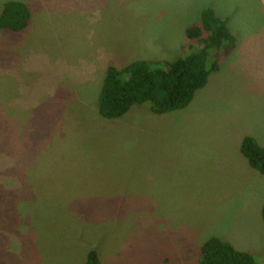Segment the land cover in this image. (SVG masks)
<instances>
[{
	"label": "rangeland",
	"instance_id": "obj_1",
	"mask_svg": "<svg viewBox=\"0 0 264 264\" xmlns=\"http://www.w3.org/2000/svg\"><path fill=\"white\" fill-rule=\"evenodd\" d=\"M210 1L241 28L228 54L209 52L219 67L192 103L106 120L109 67L197 53L185 30L204 9L0 0V16L9 2L34 16L0 29V264H86L90 250L101 264H197L211 238L264 264V175L240 152L246 136L264 146V0Z\"/></svg>",
	"mask_w": 264,
	"mask_h": 264
},
{
	"label": "trees",
	"instance_id": "obj_2",
	"mask_svg": "<svg viewBox=\"0 0 264 264\" xmlns=\"http://www.w3.org/2000/svg\"><path fill=\"white\" fill-rule=\"evenodd\" d=\"M31 11L21 2L5 4L0 16V29L12 33L25 31ZM190 42L196 41L199 51L179 57L172 62L137 61L123 69L109 67L99 95V113L106 120L123 118L134 106L148 107L153 113L164 115L186 109L196 93L203 89L209 76L218 70V63L209 64L211 50L228 54L236 38L225 19L214 10L205 9L201 24L186 30ZM240 152L248 165L264 175V146L256 139H242ZM264 223V207L262 209ZM86 264H101L98 253L90 250ZM197 264H260L253 255L236 249L218 238L207 240Z\"/></svg>",
	"mask_w": 264,
	"mask_h": 264
},
{
	"label": "crops",
	"instance_id": "obj_3",
	"mask_svg": "<svg viewBox=\"0 0 264 264\" xmlns=\"http://www.w3.org/2000/svg\"><path fill=\"white\" fill-rule=\"evenodd\" d=\"M207 1H209V0H176V2H178L179 5H182V8L185 7L187 10H190L192 12L195 10H198V9H199L198 11L203 10V9L204 10L205 9H212V10H214V12L219 17H221L227 21L228 29L232 33V35H233V33H239L240 32L239 28H241V26H240L241 22L239 20V16L236 17L235 15H232L231 13H229V11H225L226 8L223 7L222 2L221 3H218V2L214 3V1H210V2H207ZM27 4L29 6L28 2H27ZM36 4H37V2H36ZM29 9L31 11L30 6H29ZM160 11L158 13H161ZM32 12H31V18L34 17V16H32L33 15ZM200 14H201V12H196L195 15L197 17H200ZM244 17H246V15H244ZM30 22L32 24L33 20H30ZM242 32H243V30H242ZM185 33H186V30H185Z\"/></svg>",
	"mask_w": 264,
	"mask_h": 264
}]
</instances>
